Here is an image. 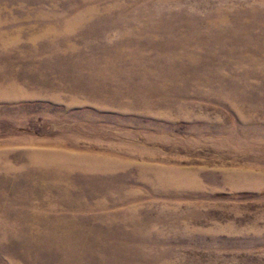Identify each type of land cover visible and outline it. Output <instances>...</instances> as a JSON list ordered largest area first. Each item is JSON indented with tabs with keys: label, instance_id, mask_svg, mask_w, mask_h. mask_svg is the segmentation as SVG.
Listing matches in <instances>:
<instances>
[{
	"label": "rangeland",
	"instance_id": "374dc122",
	"mask_svg": "<svg viewBox=\"0 0 264 264\" xmlns=\"http://www.w3.org/2000/svg\"><path fill=\"white\" fill-rule=\"evenodd\" d=\"M0 264H264V0H0Z\"/></svg>",
	"mask_w": 264,
	"mask_h": 264
}]
</instances>
